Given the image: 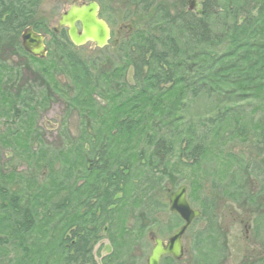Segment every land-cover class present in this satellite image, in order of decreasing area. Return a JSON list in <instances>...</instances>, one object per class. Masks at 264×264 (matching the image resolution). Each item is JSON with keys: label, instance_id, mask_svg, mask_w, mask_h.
Listing matches in <instances>:
<instances>
[{"label": "trees", "instance_id": "1", "mask_svg": "<svg viewBox=\"0 0 264 264\" xmlns=\"http://www.w3.org/2000/svg\"><path fill=\"white\" fill-rule=\"evenodd\" d=\"M186 1L121 0L132 29L83 55L65 28L54 32L35 20L42 0H0V264H95L92 245L101 233L112 248L103 264H142L150 237L163 234L156 230L161 211L169 214L163 229L181 224L167 211V195L182 181L172 172L179 167L191 168L184 185L200 211L188 228L200 223L191 264H220L227 255L220 196L246 217L259 213L250 230L257 238L256 221L264 220V0H198L200 14ZM29 26L49 33L44 58L22 48ZM27 70L37 82L23 80ZM199 96L242 104L189 119L183 99ZM56 98L66 118L74 113L79 122L65 148L48 147L35 127ZM213 148L225 162L216 171L202 167ZM247 249L236 264H264V248L258 255ZM182 260L163 256L160 264Z\"/></svg>", "mask_w": 264, "mask_h": 264}, {"label": "rangeland", "instance_id": "2", "mask_svg": "<svg viewBox=\"0 0 264 264\" xmlns=\"http://www.w3.org/2000/svg\"><path fill=\"white\" fill-rule=\"evenodd\" d=\"M72 1L82 2V0H42V3L38 9L37 15L35 20L40 23L41 27H45L46 29H51L55 26L59 14L64 11L65 8L69 6ZM99 5V14H101V18L104 19L109 28H110V39L108 40V44L110 45L115 40L118 41L123 32L126 29L131 30L133 24H128L126 20L123 19V8L125 9V5L120 2L121 0H103L99 2L95 0ZM200 3V2H199ZM201 8V5H200ZM38 32L45 34V41L49 38V33H45V30L38 29ZM120 32L117 34V32ZM96 47L87 42L81 46V50L79 52L83 55H96ZM28 65L32 69L37 67V63L30 60L28 61ZM29 79L30 81L37 82L38 75H34L32 71L27 70L23 73V80ZM58 100L51 101L46 107L41 108L39 111L38 117L36 119V126L39 129V132L42 133V137L45 140V143L50 148H65L66 146L72 143V140L75 139L76 135L79 132V122L74 113H70L66 118L65 115V102L56 98ZM186 109H184L185 116L189 119L199 120L200 117H204L207 115H212L217 108H222L227 105H241V101L237 98L236 102L233 104L226 102V104H215L213 101L205 99L203 96H199L197 98H184ZM65 125L64 129L62 126ZM63 132H65L63 134ZM64 136V137H63ZM237 143L236 139H233L229 144ZM226 146V145H225ZM223 146V147H225ZM216 148H213L208 154L209 160L202 162V167H208L211 171H216L215 166L218 167L225 162L221 160L219 154L215 151ZM168 166V165H167ZM22 164H18L17 168L19 171L23 169ZM219 171V175L216 177L218 182H224L226 173ZM172 172L178 177H182L179 182V185H184V181L189 179V173L191 172V168L189 167H179L178 169H173ZM215 173V172H214ZM214 175V174H213ZM212 175V179H214ZM187 176V177H186ZM67 178L63 179L66 181ZM166 184V183H165ZM178 186H176L172 191H174ZM56 187H53V190ZM52 190V191H53ZM51 192V190H50ZM57 195H53L52 201L56 200ZM222 196L218 198L217 207H219L218 211L222 214V218L225 219V226L227 227L228 231V239H229V250L227 251V255L224 259L221 260L220 264H236L241 255L244 253V250L247 248H255L257 250V255L259 252L264 248V220L260 218L257 219V238L251 237L250 230L251 226H253V218H258V212H254V215L245 216L243 212H246L245 208H237L233 203H231L227 199H223L222 203ZM55 202V201H54ZM47 206L50 203L46 204ZM194 207L193 205H191ZM166 207V206H165ZM195 208V207H194ZM198 210V209H197ZM167 211H168V202H167ZM248 213V212H246ZM169 218V214L165 213V211H161V215H159V219L162 224L156 226V230L163 232L161 238L166 240L174 230H176L179 226L177 225L174 228L170 229H163L166 221ZM173 217L169 219L170 224L173 223ZM170 224H168L170 226ZM199 222L196 226L192 229L187 230L183 235V247L185 249V253L183 256V260L181 264H191L195 261L197 257H194L197 254L196 249H191L193 247V239L196 232L199 230ZM167 225V226H168ZM160 229V230H159ZM255 245V247H252ZM151 247V243L148 245L146 256L149 252ZM92 252H93V259L95 264H103L104 262L108 263L110 261V253L112 251L110 243L105 238V235L101 233L98 238L93 242L92 245ZM203 248H198L199 251ZM206 255L204 258L205 260L210 256ZM145 256V258H146ZM194 257V258H193ZM145 264V259L142 262Z\"/></svg>", "mask_w": 264, "mask_h": 264}, {"label": "water", "instance_id": "3", "mask_svg": "<svg viewBox=\"0 0 264 264\" xmlns=\"http://www.w3.org/2000/svg\"><path fill=\"white\" fill-rule=\"evenodd\" d=\"M187 7L195 13L200 12V5L197 0H187ZM67 29V36L74 46H81L91 42L97 48L108 44L110 29L107 23L99 17V5L94 0L85 2L73 1L59 14L54 32L59 28ZM45 35L35 32L31 27H26L21 34V45L31 56L43 58L46 55L44 43ZM168 209L177 214L182 225L166 239L152 235V247L146 258V264H160L163 256H171L179 261L184 255L182 237L193 220L199 216V211L192 208L187 201L186 186L181 185L168 197Z\"/></svg>", "mask_w": 264, "mask_h": 264}, {"label": "bare ground", "instance_id": "4", "mask_svg": "<svg viewBox=\"0 0 264 264\" xmlns=\"http://www.w3.org/2000/svg\"><path fill=\"white\" fill-rule=\"evenodd\" d=\"M197 2L199 3V1L197 0ZM199 5H200V3H199ZM199 9H200V7H199ZM201 13V9H200V12L198 13V14H200ZM199 211V210H198ZM199 215H200V211H199ZM199 217V216H198Z\"/></svg>", "mask_w": 264, "mask_h": 264}, {"label": "flooded vegetation", "instance_id": "5", "mask_svg": "<svg viewBox=\"0 0 264 264\" xmlns=\"http://www.w3.org/2000/svg\"><path fill=\"white\" fill-rule=\"evenodd\" d=\"M129 30V29H128ZM120 32L118 31L117 34H119ZM120 36V35H119ZM93 249V248H92ZM92 255H93V252H92Z\"/></svg>", "mask_w": 264, "mask_h": 264}]
</instances>
